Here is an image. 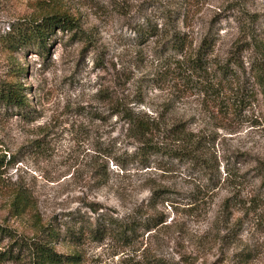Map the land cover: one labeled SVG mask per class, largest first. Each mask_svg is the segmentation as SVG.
I'll list each match as a JSON object with an SVG mask.
<instances>
[{"label":"rangeland","instance_id":"374dc122","mask_svg":"<svg viewBox=\"0 0 264 264\" xmlns=\"http://www.w3.org/2000/svg\"><path fill=\"white\" fill-rule=\"evenodd\" d=\"M55 13L82 32L57 27L40 47L34 23ZM261 42L264 0H0V90L27 103L0 101V225L13 232L0 264H37L19 246L39 220L76 264H264ZM129 115L157 124L158 152ZM18 197L37 214L13 210ZM111 223L133 229L127 241L91 234Z\"/></svg>","mask_w":264,"mask_h":264},{"label":"trees","instance_id":"16d2710c","mask_svg":"<svg viewBox=\"0 0 264 264\" xmlns=\"http://www.w3.org/2000/svg\"><path fill=\"white\" fill-rule=\"evenodd\" d=\"M34 24L35 28H33L29 36L30 39L36 41L40 47L44 45L43 40L45 34L53 32L57 27L60 28L61 31L69 30L71 32H76L75 36L82 32L78 19L66 13H55L54 15L44 17L42 22H35ZM214 47L215 43L210 36L203 39L199 49L194 52L189 61L194 70H207L206 59L211 56ZM257 50L260 52V56L258 60L254 61L251 69L254 83L261 89L260 92L264 96V42L257 45ZM218 72L223 78V85L226 84V81L233 79L235 75L230 62L220 66ZM0 101L4 102L8 107L24 109L27 106L21 94V89L14 88L13 86L0 90ZM239 102L242 103L244 100H239ZM127 118L130 124L132 137L143 145V151L150 154L158 152L160 146L155 141L157 124L150 120H140L133 115H129ZM21 206H23V208ZM12 208L18 213H25L29 208L31 210L33 208V214H37V205L31 204L29 201H25L19 197L14 202ZM34 219L37 220L36 215H34ZM110 232L111 234L116 233V236L125 242L127 241L128 234H131L133 229L127 226L119 227L111 223L108 228L103 230L98 228L91 234H93L95 238H100V236L108 235ZM12 233L13 232L8 228L0 225V245L2 244V240L11 237ZM58 237H60L59 232L50 225H43L42 221L39 220L35 225L34 237L30 240V243L22 241L19 247L20 249H34V258L37 264H76L79 258L78 256L66 257V259H70V261H65L63 259L64 257L56 252L54 240ZM7 254L8 256H12L9 252H2L0 253V257H5Z\"/></svg>","mask_w":264,"mask_h":264}]
</instances>
